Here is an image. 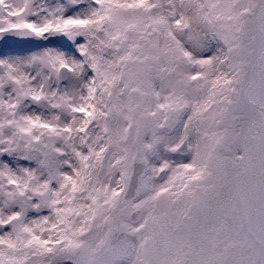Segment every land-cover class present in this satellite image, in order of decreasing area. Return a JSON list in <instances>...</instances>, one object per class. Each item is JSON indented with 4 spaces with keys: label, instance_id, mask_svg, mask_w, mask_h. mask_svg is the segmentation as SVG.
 I'll list each match as a JSON object with an SVG mask.
<instances>
[{
    "label": "snow or ice",
    "instance_id": "snow-or-ice-1",
    "mask_svg": "<svg viewBox=\"0 0 264 264\" xmlns=\"http://www.w3.org/2000/svg\"><path fill=\"white\" fill-rule=\"evenodd\" d=\"M0 264H264V0H0Z\"/></svg>",
    "mask_w": 264,
    "mask_h": 264
}]
</instances>
